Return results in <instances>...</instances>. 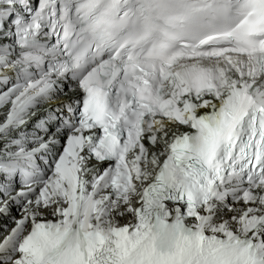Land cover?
<instances>
[{
	"label": "snow or ice",
	"instance_id": "6c2138e0",
	"mask_svg": "<svg viewBox=\"0 0 264 264\" xmlns=\"http://www.w3.org/2000/svg\"><path fill=\"white\" fill-rule=\"evenodd\" d=\"M0 264H264V0H0Z\"/></svg>",
	"mask_w": 264,
	"mask_h": 264
}]
</instances>
